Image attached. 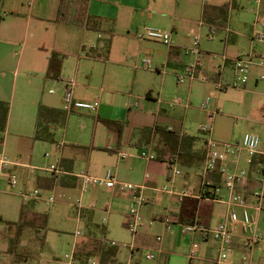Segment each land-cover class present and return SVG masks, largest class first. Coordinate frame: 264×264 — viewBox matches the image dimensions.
<instances>
[{"label":"rangeland","instance_id":"1","mask_svg":"<svg viewBox=\"0 0 264 264\" xmlns=\"http://www.w3.org/2000/svg\"><path fill=\"white\" fill-rule=\"evenodd\" d=\"M203 1L205 0H136L137 3L132 8H120L119 19L116 21L105 19L102 25L90 26L89 28L34 21L27 30V23L20 19L21 28L19 31L11 32V36L6 39L16 44L15 49L19 55H22L17 68L19 74L18 85L19 90H23L28 85L29 101H33L34 120L37 119L40 103L46 104V102H49L56 107L67 108L68 105L64 98L67 88L64 80L68 79H73L76 82L74 91L78 95V100L100 98L102 103L109 106L108 114L112 119L117 118L115 116H118L120 110L124 107L126 112L132 114V120L140 114L138 111L142 108L143 111L151 110V107L156 106L158 102L148 100L145 90L148 84L159 81L161 77L155 72L156 76L153 75L151 70L143 67L142 60L144 57L147 58L151 55L153 70H155L157 66H161L160 60L169 46L161 39L147 36V32L149 29H154L162 32L167 31L171 34L174 21L177 26L183 27L192 37L200 34L201 48L202 46L208 48L207 50L212 52L214 58H211L213 61L211 59L207 60L211 64H208L209 70L217 71L223 63V55L226 54L228 31L227 29H221L214 36L209 37L210 30L207 26H204L203 31L197 32L199 25L196 23L202 21L201 4ZM237 2V5L229 9L227 13L228 27L236 36V40L229 44L228 52L230 54L238 52L245 55L257 53L256 56L264 60V42H256L252 39L255 22L264 17V0L260 2L237 0ZM103 8L106 11L112 9L113 12L116 9L114 6L104 5ZM188 19L196 21L190 24ZM13 21L10 18L4 25L13 24ZM99 33L103 36L101 39L98 38ZM140 35L144 36L140 38ZM109 38H111V48L107 60L104 58V45ZM41 40L45 42L43 44L45 49L50 51L53 46H56L65 55L62 70L64 80L46 79L44 67L40 70L39 64L42 61L44 62L45 53H48L38 52L40 54L37 55L35 46ZM93 44H96L97 47L94 54L101 53L102 56L91 57L87 55L90 52V46ZM11 48L13 47L11 46ZM16 60V58L11 60L7 70H14L17 64ZM203 62L207 64L204 57ZM214 66L215 69L212 68ZM161 67L163 68V66ZM167 70L172 71L173 68L168 67ZM258 72L264 73V68H261ZM252 78L251 74L248 83L252 82ZM259 83L261 84H259V89H264V80H260ZM172 86L175 87V84ZM243 88L230 87L228 96H223L222 100L225 97L228 100L240 99L243 95ZM102 91L106 92L102 94ZM223 91L225 90H220L216 95H213L207 108L202 107L203 101L202 103L193 101L192 104L190 102V106H195L196 108H194H199V110L203 109L207 113L206 118L203 112L194 114L197 115L196 118L191 116L190 118L195 123L200 120L205 121L204 126L207 125L214 129V139H217L218 125L217 121L213 122L212 118H209L208 111L212 110L213 101H216V97L222 95ZM132 96L144 99L145 103L142 104L141 109L137 110L131 106ZM176 96L174 93L169 95L168 101L175 102V98H182L185 102H189L184 97ZM250 99V93L246 94V100L249 101ZM261 99L262 97L256 95L254 100L258 104ZM262 104L264 106V100ZM175 108L180 115L184 114V108L177 105ZM213 110L215 111V109ZM247 112L241 109L238 110L235 113L237 116L235 121H242L245 116H248ZM67 113L63 119L66 124L56 122L51 126L54 133L53 141L35 140L32 138L35 126L16 123L11 130L5 133L6 140L4 143L0 142V152L4 150L11 160L27 164V166H17L11 170H0V264H67L69 262L71 264H101L98 253L78 254L79 248L84 251L83 253L94 251L92 245L85 246L82 244V241L87 239L88 218L95 224H103L107 227L105 234L99 230L96 237L101 238L104 244L107 241V245H110L111 241L117 242L115 247L118 248V262L120 264H191L188 257L191 251L204 259L205 257L213 260L218 258L219 249L213 240L200 241V248H198L196 244H191L192 234L190 233L187 235L182 234L180 245H174L175 238L174 236L171 237L162 253L142 242L132 252L129 244L134 243L136 245L137 242L134 234L126 225V212L130 199L124 197V194L116 189L97 185H91L85 191L81 185L68 188L59 182L55 187L49 189L40 186L38 175H51L46 168L51 167L52 164H58L63 148H59L57 144L64 142L65 139L70 141L78 139V144L85 145L83 148L78 147V153L75 152L73 146H67L71 154L78 155V172L83 170L95 176H102L108 169L114 173L118 170L121 180L135 183L131 181L132 179L127 178L128 171L124 166L117 168L116 156L107 152L104 145L109 142L110 130L103 122L98 126L96 121L97 112L78 109L77 112L67 111ZM130 128L125 136L126 146H131L133 142V123L130 124ZM193 131L198 136V145H201L203 138L209 135L204 131H198L194 127ZM18 132H23V138L17 136ZM94 143L100 146V150L93 154L91 160L89 150ZM131 147L133 157H136L138 174L144 173V160L136 153L137 148L134 145ZM131 159L129 157L127 160ZM89 160L92 162L90 164L91 168H89ZM11 172L17 175L18 183L15 187H12L9 183L8 173ZM177 178L179 184H186L181 176ZM36 188L41 190L42 196L37 198L34 209L37 213L47 216L46 225L43 226L44 233H46L45 243L41 246V242L36 239L34 230L25 229L21 236L20 250L24 255L28 253L29 256L25 260L14 261L16 259L8 252V247L10 238L17 233V226L8 225L7 222L19 221L23 206L29 203V201L25 202L19 194L20 190L33 191ZM50 195H56L59 198L54 202H50L47 200ZM79 206L83 208L82 211H85V213L82 214ZM225 211L226 206L223 203H216L217 215L224 214ZM143 220L145 221L144 217ZM157 228L158 224H155L154 229ZM75 252L77 253L76 256H74ZM149 253H154L156 257L149 259L147 257ZM70 256H73V258L70 259ZM201 264L211 263L202 261Z\"/></svg>","mask_w":264,"mask_h":264},{"label":"crops","instance_id":"2","mask_svg":"<svg viewBox=\"0 0 264 264\" xmlns=\"http://www.w3.org/2000/svg\"><path fill=\"white\" fill-rule=\"evenodd\" d=\"M135 1L136 0H131V1L130 0H89L88 21H92L93 22L92 24L95 26L102 25V22L105 21V19H114L116 21L117 19H119V13L121 12L120 8H132V6H135L136 5L135 3H137ZM226 3L230 5L229 9H231L235 7L238 2L237 0L203 1L201 4L202 21L196 23L199 25L197 32L203 31L204 26H207V28L210 30V33L208 34L209 37L214 36V34L221 29H227L228 31V38L226 41L227 42L226 54L223 55V63L222 65H220L221 68H219L217 71L209 70L208 64L210 63L207 60L213 58L212 52L207 50L208 48L204 46H202L201 48L200 46L202 61L204 57L207 63L204 64L203 62L202 70L208 75V80L193 79L180 83L178 79H176L177 75L182 73L186 69V67L195 59V54L191 52L194 36L192 37L189 32H186V30L183 29V27L177 26L174 21L171 27V43L168 44L169 46L168 50L160 60L161 61L160 64L161 66H163V68L161 66H157V68L153 70L151 55L147 56V58H149L151 61L150 68L142 60L143 67H146L148 68V70H151L153 72V75L156 76L157 74L158 76L161 77L159 81L153 82L152 84H148L145 90V94L148 100H153L158 102L156 106L151 107V110L143 111L142 107L145 101L144 99H142L143 105H141L140 108H135L137 110L141 108L142 109L138 111L140 114L137 115L134 120H132L133 119L132 114L128 111L126 112L125 107L120 110L118 116H115L117 118L112 119L111 116H109L108 114L109 106L102 103L100 98L96 97L93 100L79 99L85 101L99 102V108L97 111H95L97 112L96 121L98 123V126L101 125V123L103 122V124H105L107 128H109L110 130L109 142L105 145L104 144L101 145H104L106 147L107 152H110V154L116 156L117 168L119 166L125 167V169L128 171L127 178L129 180L132 179L131 181L135 182L134 184L146 185L145 193L149 197V202L141 208V213L145 218V221L143 220L144 224L142 225V227L139 228V230L141 229L142 231L140 232L138 230L137 233L134 235L137 244L136 245L134 243L129 244V247H131L132 252H134L135 249L138 248L139 245H141L140 242H142L145 245H148L150 248L155 249L159 253H162L165 250V246L173 236L175 238L174 245H180L181 236L183 234L182 224L191 222L190 219L193 218V216L191 217V212H190V208H191L190 202L191 200L193 201V199L197 200L199 203L203 201L211 202L213 205L211 208V218L209 219V227H216L217 225H219L221 222H223L226 219L229 213V206L226 200L231 196V190L227 188L225 185L226 175H227L226 173L227 171H245L244 176L241 179L236 180L232 192L236 194H240L245 197L248 209L250 210L252 215L257 219L258 232L260 233L262 238L260 239L259 243L256 245L254 249H250L245 242L246 234L244 232L242 220L240 218L234 228V235H233L234 250L231 253H229L228 258L225 261L221 262L220 264H236L241 260V257L244 253L249 254L256 262H260L264 260V113H263L264 106L262 104V101L264 100V89H259L261 85L259 82L260 80H264V79L259 78V75L262 73L258 72V70L264 67L260 65L254 66L253 68L254 72L252 71V77H253L252 82H249L245 86H243L244 87L242 90L243 95L240 99L228 100L227 97H225V99L222 100L223 96H228V91L230 89L229 87L223 89L225 91L222 92V95L216 97L217 100L213 101L212 103V107H213L212 110L215 109V114L212 117V120L213 122L217 121V125H218V133L216 136L217 137L216 140L238 143L241 141L245 133L247 132L256 133L261 136L262 143L259 147V152H257L253 156H250L249 153L245 150H242L238 154H229L224 162H220L215 170L210 171L206 175V180L204 181V178L201 175V169L204 165L205 157H206L205 141L209 137V135H207L206 138L205 137L203 138V142L201 143V145H198L196 140L193 149L189 153L186 152L184 153V155L181 156L177 152L173 153L170 144L165 141V132L163 131V128H165L166 130L176 128L177 130H179L181 134L186 133V134L195 135L193 131V127H194L195 129L197 128L198 131L203 132L204 131L202 129L204 126L203 123L206 122L200 120L195 123L190 118V116L196 118L197 115L194 114L198 112H203L206 118L207 113L203 109L202 110H199V108L195 109L196 108L195 106L194 108L193 106L190 105L193 103V101H198V102L200 101L201 103L203 101L204 103L208 99V97L210 98L209 102H211L213 95H216V93L220 91L215 88L214 81L217 80L219 76L222 75H225V77H232L233 75L232 59L235 58L239 53L236 52L235 54H230V52H228L230 48L229 44L236 40V36L233 35L231 29L228 27V19H227L228 15L227 14L225 15L226 18L219 17L220 14L214 12L212 16L215 22L213 24H209L204 19L203 16L204 6L206 4L221 6ZM60 4H61V0H0V99L10 102L8 126L5 133L11 130L16 123L17 124L20 123L22 125L26 124L27 126L33 125L35 126L34 128V132H35L36 121H37V119L35 121L33 118V111H32L33 101L32 100L29 101L28 85H26L27 87H25L23 90H19V85H18L19 74L17 68L21 62L22 55H19L17 50L15 49L16 44H14L11 40H7L6 38L11 36L12 34L11 32H16L17 30L19 31V29L21 28L19 23L20 19L24 20L27 23L26 25L27 30H29L30 24H32L34 21L47 22V23L54 22L58 25L61 24L70 27L89 28L90 23L89 25L87 24L85 26H77L73 24H66L59 22L58 16H59ZM103 5L110 7L114 6L116 8L115 12H113L112 9L106 11L103 8ZM10 18L14 20L12 22L13 24L4 25L5 22ZM188 20L190 24L196 21V20L192 21V19H188ZM47 28L49 27L47 26ZM198 35L200 36V34ZM102 37L103 36L99 33L98 38L101 39ZM253 40L256 42H262L257 39H253ZM44 43H45L44 40H41L37 42L35 46L37 51L36 53L38 56L40 54L38 52H44V53L48 52L47 54L45 53L44 62L43 61L40 62L39 67L40 70L42 69V67H44L43 69L45 70L46 79H55L53 77H47V70L49 67V55L51 54L52 51H56L58 53H61V51L56 46H53L49 51V49L44 48L43 46ZM11 46L13 48H11ZM96 48H97L96 44L91 45L90 52L87 55L91 56L92 54H94ZM254 54L257 55V53ZM15 58L17 59L16 60L17 64L14 70H12L13 72L11 70L10 72L9 70H7V67H9L11 60L13 59L15 60ZM64 59H65V55L61 62V77L60 79H55L57 81L64 80V77L62 76ZM211 61L213 60L211 59ZM168 67H172L173 70L168 71L167 70ZM212 68L215 69L216 67L214 66ZM64 81H65L64 82L65 87H67V85H69L70 83H73L75 89L76 82H74L73 79H68ZM173 84H175V87L172 86ZM74 89H73V97L74 99L78 100V95L75 94ZM104 92L106 91H102V94ZM173 93L177 95L176 97H184V99H187L189 102H185L182 98L174 99V100L177 99L180 100V102L178 103L168 101L169 95ZM249 93L251 95V99L247 101L246 94ZM206 94L207 96L205 97ZM256 95L262 97L260 103L258 104L254 100ZM134 98L135 96L131 97L130 104L132 107H133L132 104ZM40 105H45L51 108L62 109L61 107H56L50 104L49 102L48 103L46 102V104L40 103L39 107ZM67 105H68L67 108L63 110L65 111L67 110L69 112H74V111L77 112L79 109L73 107L72 105L69 104ZM176 105L184 108L185 110L184 114L180 115L179 112H177L178 110L175 108ZM39 107H38V111H39ZM240 109L244 111H248L247 112L248 116H245L242 119V121H235L237 119L235 113H237L238 110ZM37 118H38V112H37ZM106 120L118 121L120 123V127H119L120 129L115 126L108 125ZM50 121H52L50 122V126H52V124H56V121L54 122L53 120ZM57 123L66 124V121L63 122L58 121ZM131 123H133L132 129H134L133 142L131 143V146L134 145V147L137 148L136 153L138 154V156H140V153L143 150H151L156 155V158L152 160H148L140 156V158L144 160V164H145L144 173L141 174H138V165L135 159L136 157H133L134 154L132 151V147L130 145L126 146L125 136L129 131V129H131L130 128ZM22 133L23 132H18L17 136H19V138H23ZM211 135L212 137L214 135L213 128ZM195 136L198 139V136L197 135ZM5 140L6 139L4 136V140L0 142L4 143ZM57 145L59 148H63L61 150L62 154L58 159V164L57 165L52 164V166L54 165L62 169L64 172L59 176H54L52 171H50V167L46 168V170L50 172L51 177L46 175H38L39 185L44 187L45 189L55 187L57 182L61 183V177L66 175L73 177V180L70 186L63 185L64 187L73 188L78 185H81L80 179L72 174L78 172L77 170L78 155L71 154L70 150L67 149L68 148L67 146L68 145L73 146V148H75V152L78 153V147L83 148V146L85 145L78 144V139L75 141H70L65 139L64 142L58 143ZM99 147L100 146L99 145L97 146V144L95 143L91 146L89 150V155L91 157V160L93 154L97 153L98 150H100ZM120 150H127L129 152V156H127L126 158H121L118 154ZM1 155H6L4 150L0 152V156ZM129 157H131L132 159L127 160ZM62 158L66 159L63 162V165L60 164ZM170 159L176 161L181 169V173L175 176L173 180H170L169 177L171 172L170 169H168V161ZM9 160L11 161V164L6 166L5 169L11 170L17 166H27V164H23V162L11 160L10 158ZM91 160H89V168H91L90 165L92 163ZM115 175L119 180H121L119 178L120 173L118 170H116ZM178 176H181L183 178V180L186 183L185 185L184 183L182 185L178 183L177 181ZM8 177H9V173H8ZM122 181L127 182L126 180H122ZM206 181L208 182L207 185H206ZM165 184L173 185L178 190L189 191L190 195L185 197V199L182 202H177L175 197L170 193L154 191L153 187H159ZM218 186L221 187V191L217 193V196L221 198L215 200V199H208L204 196L206 192L208 191L213 192L214 188ZM113 189L118 190L119 192L124 194L123 195L124 197L128 199H131L132 197V193L130 191H122L119 190L118 188H113ZM116 190L114 191L117 192ZM257 191H263V198L261 202H258V199L256 198L255 193ZM36 200L37 199H35V201L31 200L34 203V205L32 206V212H36L34 209L35 204L37 202ZM218 202H221L226 206V211L224 212V214L217 215L216 203ZM79 209L80 211H82L83 208L79 206ZM237 210L239 212V215L241 216L243 207L239 206L237 207ZM169 212H171L175 217V222L172 225L171 229L167 230L162 221V218ZM83 213H85V211H82V214ZM88 220L89 221L86 229L87 239H84L82 241V244L85 246L92 245V247H94V251L92 252L98 253L100 259H102L103 255L99 248L102 242L104 243V241L101 240V238H97L96 234L99 230L105 234L107 231V227L103 224H97V223L95 224L94 222L90 221V218H88ZM194 220H199V221L201 220V217L199 216V212L196 213L195 218L192 221ZM155 224H158L157 229H154ZM158 236H161L162 239L158 240ZM191 240H192L191 244L192 245L196 244L198 248H200L199 242L202 240H207V241L213 240V242L217 245V242L213 236L204 239L203 237H201L199 233L192 234ZM110 245L112 244L110 243ZM116 245L117 244L112 245L113 246L112 248L116 250V255H109V253L105 255L106 256L105 261L107 263H110L111 260L113 259L115 260L116 264H120L118 262V248L115 247ZM209 249H211V247H209ZM78 250H80V248ZM192 253L195 252L191 251V253L188 254L191 264H201L202 261L210 262L211 264H217L216 263L217 258L213 260L212 258L205 257L204 259L202 257L197 256L196 253L195 256L191 258L190 255ZM197 261H199V263H197Z\"/></svg>","mask_w":264,"mask_h":264},{"label":"built area","instance_id":"3","mask_svg":"<svg viewBox=\"0 0 264 264\" xmlns=\"http://www.w3.org/2000/svg\"><path fill=\"white\" fill-rule=\"evenodd\" d=\"M260 2L261 0H251ZM255 31L253 34V39H257L259 41L264 42V17L259 18L255 22ZM144 35H140L143 37ZM147 36L152 38H157L163 40L164 43H171V34L169 32H162L159 30L149 29L147 32ZM191 52L195 54V59L186 67V69L177 75V79L180 83L185 82L187 80L200 79V80H208V75L202 70L203 61L201 58L200 51V37L197 35L194 37L193 46ZM144 63L150 68L151 61L149 58L143 59ZM233 64V75L232 77H225V75L219 76L217 80L214 81L215 88L217 90H223L229 87H243L245 86L252 74L253 68L255 65H260L264 67V60L259 59L254 53L251 54H243L239 53L235 58L232 59ZM260 79H264V73L259 75ZM66 94L64 96L65 102L69 105H72L75 108L86 109L89 111H97L99 108L98 101H85V100H76L73 97V89L74 84L70 83L67 85ZM208 99L202 104L203 108H207L209 103ZM175 102H180V100H175ZM174 102V103H175ZM133 107L140 108L142 105V98L135 97L133 100ZM264 113V107H263ZM209 118H212L215 114L214 110L208 111ZM206 133L209 134V137L205 141V149H206V157L204 165L201 169V175L206 180V175L215 170L220 162H224L229 154H238L242 150H245L249 153L250 156H253L257 152H259V147L262 143V138L260 135L247 132L242 137L241 141L238 143H231L226 141H219L212 137V128L210 126H203L202 128ZM121 158H126L129 156V152L127 150H120L118 152ZM142 158L152 160L156 158L155 153L151 150H143L140 153ZM11 164V161L6 155L0 156V169L5 170L6 166ZM168 169H170V180H173L175 176L181 173V169L176 161L170 159L168 161ZM50 171H52L54 176H59L63 174V170L56 167L51 166ZM74 176L80 179L81 186L83 190L88 189L91 185L97 186H105L108 188H118L122 191H130L132 193V197L130 199V203L127 208V227L132 232V234H136L140 227L144 224L143 217L141 214V208L149 202V197L145 193L146 185H138L131 182H125L119 180L115 173L112 170H108L102 176H95L87 171H79L77 173H72ZM226 182L225 185L227 188L231 190V196L226 200L229 206V213L226 219L221 222L216 227H206L200 223L199 220H194L192 222H187L182 224V233L184 235L190 233H199L201 237L207 239L213 236L217 242L219 255L216 260V263L220 264L228 258L229 253L234 250L233 246V235L234 228L238 220L241 218L243 229L245 232V242L250 249H254L256 245L259 243L262 236L258 232L257 228V219L252 215L250 210L248 209L247 202L244 196L240 194L233 193V187L236 180L241 179L245 171H227L226 173ZM148 176V175H147ZM9 181L12 186L17 184V175L15 173H9ZM208 182L206 181V185ZM156 192H166L172 194L177 202H182L185 197L189 196V191L186 190H178L173 185L165 184L159 187H153ZM221 191V187H215L213 192L210 194L204 195L208 199L218 200L219 196L217 193ZM20 195L24 198L25 201L28 199H37L40 198L41 190L36 188L33 191H20ZM258 202L262 201L263 191H257L255 193ZM56 196L50 195L48 197V201L54 202L56 201ZM243 207L242 215H239L237 207ZM162 221L167 230H170L172 225L175 222V217L171 212L167 213L163 216ZM161 236H158V240H161ZM112 245L117 244L116 241H111ZM132 246V245H130ZM195 253H192L190 257H194ZM148 258L152 259L155 257L153 253H149L147 255ZM73 256H70L72 259ZM71 264V262L67 263ZM236 264H264V260L260 262H256L249 254L244 253L241 257V260Z\"/></svg>","mask_w":264,"mask_h":264},{"label":"trees","instance_id":"4","mask_svg":"<svg viewBox=\"0 0 264 264\" xmlns=\"http://www.w3.org/2000/svg\"><path fill=\"white\" fill-rule=\"evenodd\" d=\"M88 2L89 0H61L60 8H59V16L58 21L61 23L66 24H73L77 26H85L89 25L96 27L93 25L92 21H88ZM230 8V5L228 3L223 4L221 6L216 5H210L206 4L204 6V19L209 23L213 24L215 21L213 19V13L217 12L219 17H225ZM104 58L108 59L110 54V48H111V38L107 39L104 45ZM93 57H100L102 56L101 53L98 54H92ZM64 58V55L61 53H58L56 51H52L49 55V67L47 70V77H53L55 79H60L61 77V62ZM9 111H10V102L1 100L0 99V141L4 140L5 132L7 130L8 126V118H9ZM65 114H67V111L63 109L58 108H51L47 107L45 105H40L39 111H38V118L36 121V129L33 135V138L36 140H54V133L50 126V120L58 121H64ZM108 125L115 126L117 128L120 127V123L118 121H112V120H106ZM120 129V128H119ZM120 131V130H119ZM163 131L165 132V141L168 142L174 152L179 153V155H184V153H189L193 146L195 145V142L197 140V137L195 135L191 134H181L179 130L175 129H168L166 130L163 128ZM65 158L61 159L60 164L63 165V162L65 161ZM71 168V167H70ZM73 180V177L71 176H63L61 177V184L64 186H70L71 182ZM210 194V192H206L205 195ZM35 200V199H31ZM29 201L28 205H24L22 212H21V218L17 222H7L8 225H16L17 226V233L16 235L12 236L10 238V243L8 247V252L13 255V257L16 259L14 261H21L28 258V253L26 255L23 254V252L20 250V244H21V236L22 233L25 231V229L29 228L31 230H34L36 239H38L41 242V246L45 243V235L44 233V225H46L47 216L45 214L32 212V206L34 205L33 201ZM28 201V200H27ZM25 201V202H27ZM212 203L209 201H203L198 202L197 200L193 199L190 202V212L191 217L193 216L190 221L195 218V215L197 212H199V216L201 217L200 223L203 224L206 227H209V219L211 218V208ZM106 244L102 242L100 246L101 253L104 257L101 259V264H116L115 260H111L110 263H107L105 261V255L109 253V255H116V250L113 249L112 245H107V241H105ZM107 250V251H106ZM83 250H78L79 255H89L91 253L95 252H85L83 253ZM77 253L75 252L76 256Z\"/></svg>","mask_w":264,"mask_h":264}]
</instances>
